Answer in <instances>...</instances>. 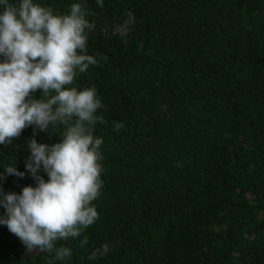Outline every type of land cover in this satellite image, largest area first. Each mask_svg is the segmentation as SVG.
Returning <instances> with one entry per match:
<instances>
[{"label": "trees", "instance_id": "trees-1", "mask_svg": "<svg viewBox=\"0 0 264 264\" xmlns=\"http://www.w3.org/2000/svg\"><path fill=\"white\" fill-rule=\"evenodd\" d=\"M37 2L63 14L77 0ZM103 4L86 0L97 64L74 81L95 86L103 105L99 219L57 242L72 249L65 261L28 253L0 225V264H264V0ZM32 137L30 126L0 146V168L24 171ZM27 185V173L0 182L5 192Z\"/></svg>", "mask_w": 264, "mask_h": 264}, {"label": "clouds", "instance_id": "clouds-1", "mask_svg": "<svg viewBox=\"0 0 264 264\" xmlns=\"http://www.w3.org/2000/svg\"><path fill=\"white\" fill-rule=\"evenodd\" d=\"M96 3L104 6L103 0ZM85 5L86 0H77L61 14L37 0H0V146L33 128V137L25 142V170L19 171L16 163L0 168V182L25 173L35 181L19 193L0 187V225L28 253H54L55 261L72 256V249L57 247L58 241L81 237L99 219L92 202L103 187L104 140L94 135L96 125L105 123L98 113L102 101L95 86H74L79 74L97 64L88 54V33L95 26L86 19ZM61 126L58 142L35 138L37 132L50 135ZM122 127L117 122L113 130ZM110 250L103 244L99 254Z\"/></svg>", "mask_w": 264, "mask_h": 264}]
</instances>
